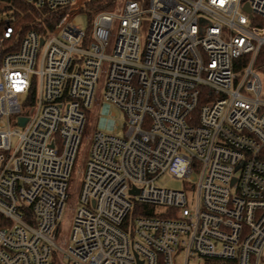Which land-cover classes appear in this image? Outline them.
<instances>
[{
	"label": "built area",
	"instance_id": "obj_1",
	"mask_svg": "<svg viewBox=\"0 0 264 264\" xmlns=\"http://www.w3.org/2000/svg\"><path fill=\"white\" fill-rule=\"evenodd\" d=\"M23 1L61 19L14 49L0 0V264H53L55 250L67 264L264 261V0H126L91 18L89 0ZM102 71L122 135L94 133L64 250L57 222ZM164 175L190 188H161Z\"/></svg>",
	"mask_w": 264,
	"mask_h": 264
},
{
	"label": "rangeland",
	"instance_id": "obj_2",
	"mask_svg": "<svg viewBox=\"0 0 264 264\" xmlns=\"http://www.w3.org/2000/svg\"><path fill=\"white\" fill-rule=\"evenodd\" d=\"M125 1L126 0L116 1L113 9L116 7L117 2L123 6ZM141 7L143 9H146L148 5L145 2V4H142ZM117 13H119V11H117ZM146 18L147 15L144 16V19ZM75 23L79 28L86 29V14H80L79 16H77L75 19ZM146 32L147 25L143 23L139 33L141 48H143L146 44ZM114 42L115 36L112 37L109 42V45L105 52L106 55H110L112 53ZM105 79L106 74L104 73V71H102L95 90L98 105L96 103H93L84 111L85 126L81 133L74 164L70 171V176L67 180V198L64 201L62 213L57 222V230L55 234L56 244L64 250H67L71 245L69 238L71 234L72 221L75 215V210L80 205V193L83 183V176L89 157V151L94 133L101 131L111 134L114 133L119 136L122 135L121 131L113 132V128L115 125H118L119 127L122 125L123 116L118 112L117 109H115L109 103L105 102L103 99ZM156 183L159 187L164 189L184 190L190 188L189 183L186 180H176L167 175L162 176ZM51 261L53 262V264H67V261L63 259V255L58 250H55L52 253ZM260 264H264V261H262Z\"/></svg>",
	"mask_w": 264,
	"mask_h": 264
},
{
	"label": "trees",
	"instance_id": "obj_3",
	"mask_svg": "<svg viewBox=\"0 0 264 264\" xmlns=\"http://www.w3.org/2000/svg\"><path fill=\"white\" fill-rule=\"evenodd\" d=\"M3 1L9 3L10 7L12 8L13 14L17 18V33L13 39L14 49L15 47L17 48L22 36L28 30H34L40 34H44L47 30L53 28L55 24L61 19V13L58 10L37 8L23 0ZM116 1L117 0H89L86 3L83 12L86 13L89 18H91L98 11L112 10ZM263 64L264 49L260 51L259 56L257 57L256 66L260 68ZM7 225H9V221L0 214V227Z\"/></svg>",
	"mask_w": 264,
	"mask_h": 264
},
{
	"label": "water",
	"instance_id": "obj_4",
	"mask_svg": "<svg viewBox=\"0 0 264 264\" xmlns=\"http://www.w3.org/2000/svg\"><path fill=\"white\" fill-rule=\"evenodd\" d=\"M245 9L248 10L247 6H245ZM41 42H42V40H41ZM21 122H22V120H21Z\"/></svg>",
	"mask_w": 264,
	"mask_h": 264
}]
</instances>
